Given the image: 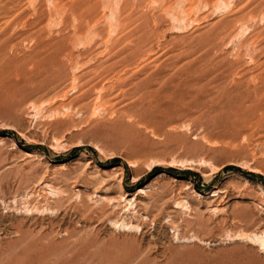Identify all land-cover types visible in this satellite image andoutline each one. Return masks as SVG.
<instances>
[{
  "label": "rangeland",
  "instance_id": "rangeland-1",
  "mask_svg": "<svg viewBox=\"0 0 264 264\" xmlns=\"http://www.w3.org/2000/svg\"><path fill=\"white\" fill-rule=\"evenodd\" d=\"M0 264H264V0H0Z\"/></svg>",
  "mask_w": 264,
  "mask_h": 264
}]
</instances>
